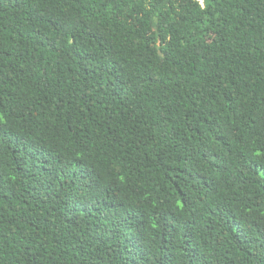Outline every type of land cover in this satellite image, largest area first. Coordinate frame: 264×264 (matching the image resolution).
<instances>
[{
  "label": "trees",
  "instance_id": "16d2710c",
  "mask_svg": "<svg viewBox=\"0 0 264 264\" xmlns=\"http://www.w3.org/2000/svg\"><path fill=\"white\" fill-rule=\"evenodd\" d=\"M0 264H264V0H0Z\"/></svg>",
  "mask_w": 264,
  "mask_h": 264
}]
</instances>
